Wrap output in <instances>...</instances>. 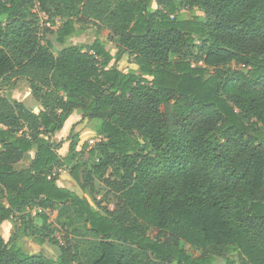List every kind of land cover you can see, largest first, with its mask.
I'll list each match as a JSON object with an SVG mask.
<instances>
[{
	"label": "trees",
	"instance_id": "obj_1",
	"mask_svg": "<svg viewBox=\"0 0 264 264\" xmlns=\"http://www.w3.org/2000/svg\"><path fill=\"white\" fill-rule=\"evenodd\" d=\"M35 10L62 21L57 56ZM101 15L116 53L69 44ZM126 54L136 70H118ZM19 69L40 108L0 96V226L14 228L0 264H264V0H0V85ZM75 111L99 140L77 151L71 132L60 157L52 139ZM62 170L85 196L57 186Z\"/></svg>",
	"mask_w": 264,
	"mask_h": 264
},
{
	"label": "rangeland",
	"instance_id": "obj_2",
	"mask_svg": "<svg viewBox=\"0 0 264 264\" xmlns=\"http://www.w3.org/2000/svg\"><path fill=\"white\" fill-rule=\"evenodd\" d=\"M99 7V10H101V7ZM152 9H156V4H152ZM36 11V10H35ZM37 12V11H36ZM182 14H186L189 16L190 14H195L197 16L201 15V12H199L197 9L194 10H188V9H182L180 11ZM38 15V23H37V35L40 38L42 43H45V41H50L54 47L52 48V52L55 56L58 55L60 52V47L55 43L54 41V32L56 28L62 23L60 19H55L53 23H50L48 18L37 12ZM84 33L82 36L78 38H73L70 40L69 44L71 45H86L91 43L96 38H99L103 44H105L106 48L110 50L112 53H116V44L113 41V37L107 28L106 19L103 15H101L99 18L96 17H89L86 19V22H84ZM118 70L122 72H127L129 70H136L137 67L135 65L133 57L129 55H124L121 59V61L117 64ZM34 78L33 71L29 69H19L15 71L11 76L7 78V81L4 82V84L0 85V96L6 98H10L11 100H18L24 104L27 105V107L32 111H37L40 108V103L33 101L30 93V79ZM76 114L72 115L69 119L75 118ZM72 123V122H71ZM71 123L67 125H71ZM89 127L91 128L90 122L88 123ZM65 125L63 130L65 131L68 127ZM67 127V128H66ZM62 131V130H61ZM73 133V132H72ZM71 133H69L65 139H61L63 142L64 140H69V136ZM74 134V133H73ZM80 143V144H79ZM78 145L80 147L86 143L88 144V140L82 139L79 140ZM89 146V144H88ZM28 158V157H26ZM25 158V159H26ZM83 159H88V149H86L83 152ZM60 185L63 186H70V188L79 194V196H85V194L80 189L79 185L74 183V181L71 179V177L68 174V171L63 170L60 172ZM106 177L110 178L111 180V172L108 171L106 174ZM69 180L71 181V184H68ZM82 182H85L87 191L92 193L95 196V200L101 202V206L107 207L109 210H113L115 206L119 204V200L116 194H114L108 186L104 185L101 180H98L96 178L90 177V178H81ZM4 202V200H0V203ZM33 215V214H32ZM51 226L54 228L55 236L62 241L65 233L61 229V227L56 223V220L54 217H51L49 220ZM3 222L0 226V236L7 242L9 240V237L14 234V228L11 224H6ZM23 247L25 251L34 254V253H41L44 256L56 259L59 255L58 249L48 245H38L34 243L31 239H21ZM188 252L191 255L197 256L199 255V252H197L194 249H191L187 247ZM227 256V254H224V258ZM215 264H223V260L221 258L215 259Z\"/></svg>",
	"mask_w": 264,
	"mask_h": 264
},
{
	"label": "crops",
	"instance_id": "obj_3",
	"mask_svg": "<svg viewBox=\"0 0 264 264\" xmlns=\"http://www.w3.org/2000/svg\"><path fill=\"white\" fill-rule=\"evenodd\" d=\"M76 114V117L75 118H72V119H69L72 115ZM68 120L65 122L63 128L65 127V125L71 123V125H67V129L64 131L62 129V131L56 135L55 137H53V141L55 143H59L61 144V148L57 151L58 155L60 157H64L67 152H68V148H69V145H70V141L68 140H64L63 142L61 141V139H65L66 136L73 132L74 134H77L78 135V141L79 140H82V139H85V140H93L94 142L98 141L99 140V137L97 136V134L89 127V122L90 120L89 119H83L82 116L78 113V112H73ZM79 143V142H78ZM80 144V143H79ZM86 144V143H84ZM83 144V145H84ZM82 145V146H83ZM81 146V147H82ZM80 145H77V151H79L81 149ZM90 148V147H89ZM34 156V152H31L29 155H28V158L26 159H23L18 165H17V169L20 170V169H23V168H27L30 164V161L31 159L33 158ZM63 171V170H62ZM67 171V170H66ZM61 177H59L60 179ZM58 179V181L56 182L57 186L58 187H61V188H66L72 192H74L75 194L79 195L78 193H76L75 191H73L70 186H63V185H60V180ZM75 183V182H74ZM68 184H71V181L69 180ZM34 214V213H33ZM6 224H10L9 222H4Z\"/></svg>",
	"mask_w": 264,
	"mask_h": 264
},
{
	"label": "built area",
	"instance_id": "obj_4",
	"mask_svg": "<svg viewBox=\"0 0 264 264\" xmlns=\"http://www.w3.org/2000/svg\"><path fill=\"white\" fill-rule=\"evenodd\" d=\"M96 143H97V141L96 142H94L93 140H89L88 141V144H89L90 148H92Z\"/></svg>",
	"mask_w": 264,
	"mask_h": 264
}]
</instances>
